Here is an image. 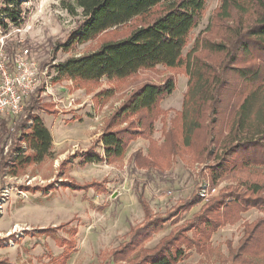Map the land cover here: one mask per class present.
I'll return each mask as SVG.
<instances>
[{
    "label": "trees",
    "instance_id": "obj_1",
    "mask_svg": "<svg viewBox=\"0 0 264 264\" xmlns=\"http://www.w3.org/2000/svg\"><path fill=\"white\" fill-rule=\"evenodd\" d=\"M26 1L0 0L1 30L24 23L22 6ZM206 1L74 0L69 6L71 13L80 9L82 19L65 40L57 42L55 50L68 51L101 37L103 41L92 51L55 63L54 81L71 80L75 88L92 93L94 103L101 106L115 91L113 86L96 90L103 78L123 83L159 65L173 73L184 72L188 78L181 109L169 125L164 122L161 142L152 138V133L155 121L164 114L160 101L175 89L172 76L161 83L144 82L126 93L105 119L100 136L75 156L80 157V163H118L130 142L142 137L149 141L147 153L135 150L129 160L146 170L164 171L175 156L186 152L196 162L213 160L208 176L217 184L239 167L264 165V0H221L212 15L209 35L199 34L184 54ZM117 28L127 30L119 37H103L113 36ZM230 77L236 78L234 84ZM43 88L44 82L28 96L20 114L0 120V181L4 175L17 176L27 166L54 155L51 131L34 112L36 107L54 112L38 102ZM59 182L75 191L106 190L97 181L80 183L66 178ZM55 188V183H49L23 189L47 193ZM143 188L134 185L143 220L130 226L127 239L110 249L102 264H177L191 250L203 255L213 252L212 234L226 223L238 221L242 211L255 207L264 212V185L256 180L224 187L218 197L207 202L194 192L163 214L152 213ZM196 205L199 209L192 217L171 229L154 247L142 246L167 221ZM68 223L38 228L37 234L54 237ZM71 232L75 235L77 228ZM11 238L13 234L0 238V247ZM57 243L63 253L54 263L66 264L75 240L62 237ZM227 251L219 264H264V216L244 222L242 237L234 246L228 241ZM0 264L25 263L2 258Z\"/></svg>",
    "mask_w": 264,
    "mask_h": 264
},
{
    "label": "rangeland",
    "instance_id": "obj_2",
    "mask_svg": "<svg viewBox=\"0 0 264 264\" xmlns=\"http://www.w3.org/2000/svg\"><path fill=\"white\" fill-rule=\"evenodd\" d=\"M220 1H206L204 13L183 49L184 54L199 34L209 35L207 30ZM71 4H74V0H28L22 6L26 16L24 23L20 27L10 26L7 31L0 29V40H4L9 52L27 47L39 66L46 68L45 81L48 86L44 93H40L38 102L46 104L47 110L54 111L50 113L38 107L34 110L43 117L51 131L53 157L27 166L17 176L4 175L3 181H0V238H9L12 234L14 236L2 242L0 259L7 258L14 263L55 264L54 260L63 253V247L58 245L57 239L73 237L75 245L66 264H102L109 250L127 239L130 226L140 223L144 218V211L134 191L136 183L143 185L144 196L152 213L162 214L194 192L203 202H207L218 197L224 187L238 186L246 179L256 180L264 185V165L246 169L239 167L240 169L217 184H212L208 167L214 163L213 160L196 162L186 152L175 156L171 166L164 171L138 168L129 160L133 152L130 144L124 159L118 163H80V157L75 156L100 136L105 119L126 93L144 82L161 83L172 76L175 89L160 101L164 114H160L155 121L152 133V138L161 142L164 122L169 125L170 119L181 109L188 78L184 72L173 73L161 65L156 70H142L133 79L123 83L103 78L102 85L96 90L113 86L115 91L101 106L94 103L92 93L75 88L71 80L54 81L56 73L52 66L55 63L92 51L103 41L101 37L77 44L68 51L55 50L57 42L65 40L82 19L80 9H75L76 13L68 10ZM126 30L127 28H117L113 36L105 34L103 37H119ZM21 37L24 41L20 43ZM230 81L234 84L236 78L230 77ZM86 95H90V99ZM130 143L133 145L132 150L139 149L144 154L147 153L148 139L139 137ZM97 150L101 151L99 146ZM66 178H73L80 183L97 181L103 183L106 190L100 192L97 188H90L87 191H75L59 182ZM49 183H55L56 188L47 193L23 189L25 186H45ZM198 209L199 205H196L190 211L174 217V220L167 221L164 228L154 233L142 246L154 247L171 229L191 218ZM240 214L238 221L226 223L212 234L213 252L203 255L191 250L189 256L177 264L222 262L227 256V242L230 241L234 246L242 237L243 223L264 216V212L255 207ZM65 222H69L68 225L59 229L54 237L37 234L38 228L58 226ZM73 228H77L75 235L71 232ZM24 230L30 233H24Z\"/></svg>",
    "mask_w": 264,
    "mask_h": 264
},
{
    "label": "built area",
    "instance_id": "obj_3",
    "mask_svg": "<svg viewBox=\"0 0 264 264\" xmlns=\"http://www.w3.org/2000/svg\"><path fill=\"white\" fill-rule=\"evenodd\" d=\"M23 38L19 42H23ZM45 69L40 66L27 47L8 52L0 40V120L23 111L28 96L44 82L41 94L48 84ZM40 94V95H41Z\"/></svg>",
    "mask_w": 264,
    "mask_h": 264
},
{
    "label": "crops",
    "instance_id": "obj_4",
    "mask_svg": "<svg viewBox=\"0 0 264 264\" xmlns=\"http://www.w3.org/2000/svg\"><path fill=\"white\" fill-rule=\"evenodd\" d=\"M86 96H89V99H90V95H86ZM100 133H101V132H100ZM136 141H137V140H136ZM131 145H132V144L130 143V150H131V152H132V151H134V150H132L131 147H132L133 145H132V146H131ZM134 145H135V144H134ZM131 152H130V153H131Z\"/></svg>",
    "mask_w": 264,
    "mask_h": 264
}]
</instances>
